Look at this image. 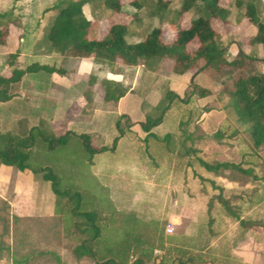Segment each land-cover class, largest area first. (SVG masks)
I'll return each instance as SVG.
<instances>
[{
    "label": "rangeland",
    "instance_id": "374dc122",
    "mask_svg": "<svg viewBox=\"0 0 264 264\" xmlns=\"http://www.w3.org/2000/svg\"><path fill=\"white\" fill-rule=\"evenodd\" d=\"M67 1L69 0H56L54 5L59 7ZM162 1L137 0L139 6H135L132 0H121L120 10L113 11L104 5L103 0H90L84 6L85 15L90 19L89 36L101 37L111 24L124 23L126 25L124 36L129 42L143 39L153 27H160L164 40L169 41L178 27L186 26L189 20L200 12V9L195 7L181 12V0ZM247 1L249 0H239V3H236V0H219L221 5L228 8V20L226 23L212 20V26L218 33V44L225 49L224 59L230 60L235 56L236 50L231 49L233 46H238L252 57L251 63L244 68L235 69L236 71L244 74L264 73V49L258 43L250 44L249 42V38L255 33V28L244 15ZM252 1L257 7V15L264 21V0ZM196 3L199 6L202 5L200 2ZM34 4L36 5L34 0H0L2 21L22 22V19H25L26 26L21 30L17 29L13 36L19 38L18 34L21 33V37L27 38V40L22 39L24 41L22 42L21 39L16 41V38L11 35L6 36L5 43L0 45V75L8 72L7 63L10 58L7 57V53L15 50L19 53L12 59L14 67L22 68L31 62H38L56 68L61 67L66 73L58 72V76L53 78L50 73L44 75V72H41L36 76L26 73L20 84L9 86L7 92L14 93V97L10 101L0 102L1 131L10 129L21 139L30 133L34 134L31 164L46 166L45 171L50 169L56 175V188L60 194L55 201V212L65 215L67 227H71L72 231L69 233L67 243L60 241L55 226V231H38L35 234L37 238L44 236L45 239H39L35 244L27 240L22 245L19 243V238L24 237L25 234L19 230L22 226L21 222L16 221L15 218L11 219L7 212L0 209V264L24 262L27 264H75L72 261L74 260L71 254L72 248L85 239L84 237L94 236V230L90 229L92 223L100 230L99 238L92 244L95 252L101 254L103 249L111 252L115 244L128 245L130 248L126 254V264H136L138 259H142L143 264H248L242 257L233 254L231 249L235 248L242 233L249 227L239 224L228 215V212H239V216H243L245 207L249 203L256 205V210L249 218L252 219V234L257 246L253 243L251 247L248 244L245 246V252L248 253L246 258L251 260L252 264H264V153L262 147H254L251 144L246 130L247 125L236 120L230 105V97L222 92L223 80H226L235 70L231 71L224 63H220L219 66L211 65L198 72L191 69L182 78L183 86H177L179 93L177 96H174L176 94L174 91L173 94L170 91V94L165 96V92L161 89H154L151 92L141 90L140 96L144 95L145 99H135L140 102L135 104L134 110L140 111V121L144 122L147 117H158L166 108L163 111L165 114L160 129L173 130V138L166 137L167 147L172 151L157 147L152 152L149 146L144 150L140 144L136 147L127 146L118 156L107 159L117 163V159L121 162L133 153L136 160L144 161L145 168L140 169L139 175L130 176L129 186L125 184L128 181L127 178L119 177L108 188H102V190L91 179L89 169L84 163L89 159L90 152L83 147L81 139L70 136L65 145L49 148L40 140L37 132L42 131L47 138H50L55 135L54 133L57 136L64 133L73 123L76 124L72 125V128L76 125L87 130L91 127L100 130L108 129L111 119L100 114L108 109H116L117 113L121 111L118 119L123 131L132 125L131 119L127 118L128 115L123 112L126 106L122 104L117 109L120 99L116 104L104 99L105 78L88 74L89 69L92 68L87 65L82 66L83 72L75 73V69L80 64L79 59L67 61L70 56H58L59 52L45 39L47 27L57 7L50 11H41L43 4H39L40 8L38 7L37 10ZM11 39H13L12 42H10ZM17 42L20 44L16 45ZM188 47L193 48L194 45L190 44ZM30 50L33 51L32 56L21 55V52ZM92 61L96 63L94 58ZM171 63L170 60L162 63L151 61L150 67L140 63L131 70L116 64L109 69L118 70L116 73L120 77L123 75L131 77L135 69V78H132L129 84L133 88L131 90L133 94L134 90H137V93L140 91L136 77L139 68L145 66L154 69L158 66L159 69L156 72L158 77L155 79L158 83L166 76H175L171 73ZM62 75L70 79L60 78ZM63 80L67 83L64 87H62L64 84L59 82ZM191 80L199 87L207 89L208 92L204 96L209 95L210 98L199 99L203 96L193 91ZM115 83L119 86L120 79L116 78ZM157 85L155 84V87ZM59 91L71 96V99L55 97ZM171 107L175 114L166 111ZM11 112L20 115L21 118L10 124ZM204 112L210 120L214 121L219 114L224 119L222 124L215 125V128L209 130L206 136H202L205 144L201 145L195 140L201 133L199 118ZM95 114L100 116L91 118ZM175 115L179 116L178 120L173 119ZM40 116H43V120ZM140 121L135 120V123L138 124ZM160 132H158L159 135ZM91 136L94 139L98 137ZM91 147L99 148L102 145L91 141ZM175 160L176 167L171 168L170 165ZM201 160L210 164L218 160L237 162L243 171L228 169L230 175L242 181L235 186L234 191L241 189L250 191V194L246 192L240 198L236 197L237 193L231 198L227 196L225 201L213 199L216 207L213 210L215 221L212 224L208 223V216L199 209L204 204V200H192L191 197L194 194L193 192L190 194V186H193L192 191L195 188L200 189L201 185L206 187L205 190L211 189L215 193L219 191L211 182L199 177L198 173H207L200 163ZM173 171H176V175L172 174ZM120 172L119 169H113V173L118 176ZM209 175L214 177L211 173ZM215 178L220 179V177ZM8 188L9 186L0 188V193H3L4 189L7 191ZM172 190L177 192V199H170ZM108 194H111L112 200H104ZM187 194L191 196L189 197L191 200L186 199ZM187 202L192 204L194 202L198 207L194 210V214L185 212L183 215H173L175 205L180 209ZM238 205L239 209H235ZM33 206L36 204L28 199L20 202V207ZM92 210L99 213L94 222L83 215V211ZM103 212L111 214H108L110 216L106 221L102 218V215H105L102 214ZM225 216L232 219L229 218L228 222H224ZM249 218L245 216L243 221ZM170 221L174 224V230L172 234L166 235L164 227ZM4 223L7 225L6 232H2ZM55 223L58 224V221ZM225 230H228L226 234L223 233ZM29 248L32 250L27 251ZM90 259V257L84 258L82 263L76 264H88L93 260Z\"/></svg>",
    "mask_w": 264,
    "mask_h": 264
},
{
    "label": "trees",
    "instance_id": "16d2710c",
    "mask_svg": "<svg viewBox=\"0 0 264 264\" xmlns=\"http://www.w3.org/2000/svg\"><path fill=\"white\" fill-rule=\"evenodd\" d=\"M89 1L69 0L64 5L57 7V12L47 27L45 39L63 56L93 57L97 62L111 68L116 64L137 65L140 63L150 67L151 61L162 63L165 60H170L172 62L171 72L178 76L187 74L191 69L198 72L211 65L219 66L220 63H224L231 71H234L240 67L244 68L252 61V57L238 46L232 59H224L225 49L218 44V33L212 26V19L220 20L223 23L227 22L228 8L221 5L219 0H181V12L188 11L193 7L200 9V12L190 19L186 26L178 27L169 41L164 40L160 27H153L143 39L134 42H129L125 38L126 25L124 23H113L103 36L90 37L88 33L90 21L82 10L83 5ZM158 1L163 2L162 0ZM103 2L113 11H119L121 8V0H103ZM196 2H200L202 5L199 6ZM132 3L139 6L137 0H132ZM236 3H239V0H236ZM244 15L255 28V33L249 38L250 44L258 43L264 49V21L257 15V7L252 0L246 2ZM1 17L0 14V45L5 43L6 36L15 35L17 29L21 30L23 27L19 20L4 22ZM190 44H193L194 47L189 48ZM14 56L15 54H8L9 66H11ZM38 70L63 72L61 68L38 63H31L24 68L12 67L5 75H0V101L9 100L12 97V93L7 92L11 83L19 81L26 72ZM104 82V99L116 104L125 91L113 79H105ZM191 85L193 91H196L199 96H204L208 92L207 89L199 87L192 80ZM222 92L230 97V105L236 115V120L247 125L246 130L251 144L254 147H262L264 153V73L249 72L244 74L235 70L234 73L228 75L226 80H223ZM163 111L156 118L147 117L144 122L139 123L140 127L144 131H149L152 127L160 124ZM126 117L128 118V116ZM119 120H116L115 127L119 134H122L123 128L120 127ZM37 133L40 140L49 148L65 145L70 136L81 139L83 147L90 152L89 158L94 153L113 150L117 139L115 138L110 148L105 146L92 148L87 134H76L66 130L58 136L54 133L56 136L47 138L42 131ZM34 139L32 133L21 139L9 132H0V162L14 165L19 170L29 168L31 159H33L31 147L34 144ZM200 163L207 170L215 173L229 168L243 171L238 164L234 163L216 162L210 164L202 160ZM38 167L40 171H43L42 177L51 181L53 190L57 193L56 175L50 169L45 171L46 166L41 167L38 164ZM211 203L212 200H209L208 213H210ZM233 214L235 215V213ZM95 217L93 212L86 215V218L93 222ZM208 222H211L210 216ZM240 224L245 226L244 221H240ZM92 225L94 238L77 244L74 248L75 254L89 256L93 259L94 264H126V254L130 248L128 245L115 244L112 246L111 252L105 249L101 254L95 252L92 244L99 238L100 230L98 226L93 223ZM143 262L142 259H138L136 264H143Z\"/></svg>",
    "mask_w": 264,
    "mask_h": 264
},
{
    "label": "crops",
    "instance_id": "0c3cea01",
    "mask_svg": "<svg viewBox=\"0 0 264 264\" xmlns=\"http://www.w3.org/2000/svg\"><path fill=\"white\" fill-rule=\"evenodd\" d=\"M55 1L56 0H34V2H36V5L34 4L35 10H37V8L39 7V4H41V5L43 4L41 7V11H44V10L50 11L52 9H55L57 7L54 5ZM87 3H89V2H87ZM87 3H85V4H87ZM85 4L82 7L84 15H85V11H84ZM56 12H57V10H56ZM56 12L54 13V15L56 14ZM50 13H52V11ZM54 15L52 16V18L54 17ZM24 20L25 19H22V22H21L23 27L26 26V23ZM88 20L90 21V19H88ZM212 20H217V19H212ZM217 21L221 22L220 20H217ZM221 23H223V22H221ZM20 34L21 33H19V38L17 36H13L14 38H16V41L18 39L27 40V38L25 36L21 37ZM23 40H22V42H24ZM12 41H13V39L10 40V42H12ZM19 44L20 43H18V42L16 43V45H19ZM231 49L236 50V52H237V46H233V48H231ZM18 53H19V51L16 52V50H15L14 52H9L7 54H16L17 55ZM23 54H26L25 56H28V55L32 56L33 51L32 50L25 51V53L21 52L22 56H23ZM58 56L61 57L62 55L61 54L59 55V53H58ZM76 59H79L80 64L77 67V69H75V73L76 72H83L84 68L82 66L87 65V66H90L89 68H92V69H89L90 72L88 74H91V75L93 74V76H95L97 78H105V79H113V80H116V78L120 79L119 86L125 92H124L123 96H121L119 98L120 100L118 102L117 109H119L122 104H123V106H126V109L123 112L126 113L128 115V117L131 119L132 125H130L128 128H126L122 134H119V132L117 131V129L115 127V122L118 119L119 112H121V111H118V113H117L116 109H114L115 111L108 109V110H104V113H100V114L106 115V117L109 120L111 119V123H109L110 127L108 129L100 130V129H96V128L91 127V128H88V130H87L85 128L83 129L81 126H76V125L73 126V128H72V125L76 124V123H73V124L69 125L66 130L72 131L76 134H87L92 142L96 141L97 145H102V146H105L108 148H110L112 146L113 141L115 140V138H117L113 150H106V151L94 153L84 163L87 165V168L89 169V174L91 176V179H93V181L96 182L99 189L108 188V186L111 185V183L117 181L119 177H121L122 179L127 178L128 181L125 184H127V186H129V184H130L129 180L131 179L130 176L131 175L133 176L136 174L139 175L140 169L145 168L144 161L136 160L134 158L135 156H133V153H131L128 156L129 158L124 159L121 162L119 161L120 159H117L116 160L117 163H115L114 161H113V163H112V161H109L108 160L109 157L111 158V156H118L120 151H124L127 146L136 147V146H138V144L143 146L144 150L148 149L147 146H149L151 148L152 152H153V150L155 151V149L157 147L159 149L164 148L165 151H167L168 149L171 150V148L167 147L168 144L166 143V141H167L166 137L169 136L170 139L173 138V133H172L173 130H170V128L167 131L164 129L163 130L160 129V126L162 125L161 123L163 121V117H164L165 112L162 113L161 123L152 127L149 131H144L140 127L139 123L138 124L135 123V120L140 121V111L134 110L135 104L139 103L140 101L139 100L135 101V99H145L144 95L140 96L141 90H146V92H147V90H150V92H151L154 89H161L165 92V96L169 95L170 91L172 92L171 94H173V91H174L178 95L179 93L177 92V86H180V87L183 86L182 85V83H183L182 78L184 77V75L178 76V75H175L171 72L172 75H175V76H171V75L166 76L163 81H159L157 83L155 81V79L158 77V74L156 72L158 71L159 68L153 69V68H146L145 66L144 67L142 66L141 69L140 68L138 69L137 76H136L137 77V84L139 85L138 89H140V91H139V93H137V90H134L133 94H131V90L133 88L129 84L132 82V78H135V69L132 71L131 77L130 76L125 77L124 75L122 77H120V75L118 73H116V72H118V70L117 71L116 70L111 71L109 69L108 65L99 63L97 61H96V63L93 62L92 61L93 57H69L67 59V61L76 60ZM31 63H38V62H31ZM38 64L47 65L44 63H38ZM48 66H51V65H48ZM119 66H122V67H125V68H128L131 70V69L135 68L137 65H130L129 67H126L125 64H119ZM8 67H9V69H8V71H9L12 67H14V64H11V66H9V64H8ZM22 68H24V67H22ZM57 68H61V67H57ZM61 69L63 72H65L63 68H61ZM41 72H44V75L45 74L48 75L49 73L52 74L51 78H53L54 76H58L57 72H46L44 70H38L35 72H26V73H32V74H35V76H36V74H40ZM24 75L21 77V79L19 81L15 82V83H11L10 86L20 84L22 82V80L24 79L23 78ZM60 78H64L65 80L70 79L67 76H63V75ZM59 82L64 84L62 87L66 86V84H67L64 80L59 81ZM155 84H158V85L155 87ZM145 86L147 87L146 89H145ZM144 93H145V91H144ZM56 96H59V99H71V96H69L63 92L61 93V91H59L55 95V97ZM12 97H14V93H12ZM81 97L83 98V95ZM11 98L9 100H6V101H10ZM208 98H210L209 95L200 97L199 99H208ZM73 99H75V97ZM127 99L128 100L134 99V100L129 102ZM6 101H0V102H6ZM166 111L174 112L172 107L167 108ZM175 113L176 112H174L173 114H175ZM108 115L110 118L108 117ZM98 116H100V115L95 114L91 118H94V117L97 118ZM207 116H208L207 113L204 112L199 118V125L201 126L199 130L201 133L195 141L199 142L201 145L205 144L204 140H203L204 138L202 136H206V133H209L208 132L209 130L214 129L215 125L218 126V125L222 124V120L224 119V117L220 114L218 117L215 118L214 121L210 120ZM18 118H21V116L11 112L9 115L10 124H11V122H13L14 120H16ZM40 119L43 120V116H40ZM173 119L178 120L179 116L175 115V117H173ZM41 123H42V121H41ZM77 125H79V124H77ZM176 128H175V131L177 132ZM0 132H2L1 131V121H0ZM5 132H9L12 135H15V133H16L10 129L3 130L2 133H5ZM158 132H160V135L158 134ZM162 132H164V133L162 134ZM91 135H94L95 137L98 136V137H97V139H94L93 136H91ZM189 136L194 137L193 135H189ZM163 145L165 147H162ZM199 148L201 149V147H199ZM170 150H168V151H170ZM129 151H130V149H129ZM147 156H148V153H147ZM104 157L106 159H104ZM217 162H228V163L238 164L237 162L227 161V160H218ZM176 164H177V161L175 160L172 162L170 167L174 168V167H176ZM41 167H43V166H41ZM113 169L121 170V172L119 173V176L113 173ZM204 169L206 170L207 173H198L199 177L211 182L213 184V186L215 188H217L219 191L217 193H215L214 191H211V189L205 190L206 187H204L203 185H201L200 189L196 190V188H195L192 191L193 186L192 187L190 186V189H191L190 194H191V192H193L194 195H192V197H191L189 194H187L186 199H190L189 197H191L192 200L193 199L204 200V204H202V206L199 209H201V211H203L208 216V218L210 216L211 222H208V223L212 224L215 221V218L213 216V210L216 207V205H215L216 202H213V199L218 200V201H225L227 196H230V198H231V197L235 196L233 194H237V193L238 194L236 195V197L240 198L241 195L245 194L247 191L242 190V189L237 191V192L234 191V189L236 188L235 186H238L237 184L242 183V181H240V179H238L236 176L230 175L228 169L220 170L218 173L207 170L205 167H204ZM209 173L213 174L214 177H210L211 175H209ZM172 174L176 175V171H173ZM42 175H43V171L39 170L38 165H32L31 164V165H29V168H25L24 170H19L14 165H7V164H3L0 162V188L3 189V187L7 188L9 186L7 191L4 189L3 193H0V209H3V211L5 213L7 212V214L9 215V217L11 219L15 218L16 221L18 220L21 222L22 226L19 227V230L24 232V234H25L24 237L19 238V243L22 245H24V243L27 242V240H29L32 244H35L38 242L39 239H43V238L45 239L44 236L37 238L35 236V234L38 231H41V232H44V231L48 232L50 230L55 231L56 227H57L58 235L60 237V241L63 243H67V239L70 236L69 233L72 231L71 227H67L66 221L64 220L65 215L62 214L61 212L60 213H58L57 211L55 212V201L57 200V196L60 194V191L57 190V193H55V191L53 190V186H52L51 181L44 179L42 177ZM215 177H220V179H216ZM190 180H192V179H190ZM245 182L246 181H244V183ZM191 183H193V182H191ZM246 187L247 186L245 185V188ZM103 192L106 193L105 191H103ZM171 192L172 193H171L170 199L171 200L177 199V192H175L173 190ZM247 193L250 194V191H248ZM24 199H26V200L28 199L32 203L36 204V206L20 207V202ZM108 199L112 200L111 194H108L106 196V199H104V200H108ZM209 200H212L210 213H208V205H207ZM107 204H109V203H107ZM235 204H238V203H235ZM8 205H9V207H8ZM236 207L237 208H235V209H239V205ZM197 208L198 207L195 206L194 202H193V204L191 202H187L186 205L180 207V209L175 205L173 215H183V214H185V212H186V214H189V213L194 214V210ZM235 209H233V210H235ZM255 210H256V205L249 203L245 207V210H244L245 214L243 216H239V212H236L234 215L230 211L228 212L229 213L228 215L232 216L240 224V221H243L245 216H248V218L251 217L252 213ZM92 212L96 216L99 215L98 211H95V210L86 211V212L83 211V215L86 217V215H88V213H92ZM102 214L106 215V216L102 215V218L105 219V221L111 215L110 213H107V212H103ZM108 214H110V215H108ZM229 218L232 219L231 217L225 216L224 222H228L230 220ZM55 221L56 222L58 221V224L55 223ZM244 222H245V226H248L249 228H247L242 233L237 245L235 246V248L231 249V252L233 254L239 256V257H242L244 262H247L248 264H252L251 260L246 258V255L248 253L245 252V246L248 244L249 247H251L252 243H253V245L257 246V242L254 238V235L252 234V228H251L253 226L252 225V219L249 218V219H247V221L244 220ZM6 226H7L6 223H4L2 225V232L7 231ZM92 226L90 229L93 231L94 228ZM227 231L228 230H225V232H223V233L226 234ZM84 238L85 239L78 242L77 244L93 239V237H89V236L84 237ZM12 241H13V239H12ZM75 246L72 248V251H71V254L74 257V260H72V261H74L75 264L76 263H82V259L88 258L89 256H86V255L77 256L74 252ZM30 250H32V248L31 249L29 248L27 251H30ZM21 257H24V256H21ZM18 262H20V261H18ZM20 264H27V263L24 262V263H20ZM88 264H94V261L91 260V262L89 261Z\"/></svg>",
    "mask_w": 264,
    "mask_h": 264
},
{
    "label": "built area",
    "instance_id": "2783aa9c",
    "mask_svg": "<svg viewBox=\"0 0 264 264\" xmlns=\"http://www.w3.org/2000/svg\"><path fill=\"white\" fill-rule=\"evenodd\" d=\"M174 230V224L173 222H168L164 227V232L166 235L172 234Z\"/></svg>",
    "mask_w": 264,
    "mask_h": 264
}]
</instances>
